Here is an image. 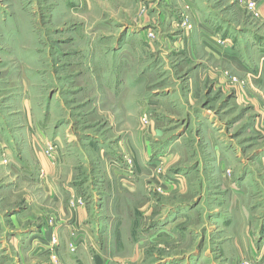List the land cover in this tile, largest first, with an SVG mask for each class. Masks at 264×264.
<instances>
[{
	"label": "rangeland",
	"instance_id": "obj_1",
	"mask_svg": "<svg viewBox=\"0 0 264 264\" xmlns=\"http://www.w3.org/2000/svg\"><path fill=\"white\" fill-rule=\"evenodd\" d=\"M90 1L89 5L86 0H78V3L77 0H0V117H9L11 127L14 124L16 130H21L24 114L20 97L25 96L26 103L33 106L36 118L48 116L49 127L53 130L55 125V130L61 129L54 137L31 132L34 152L44 154L55 164L59 162L63 148L75 152L83 144L90 146L89 173H84L83 167L79 166L85 165V161L76 159L73 163L75 185L80 193L71 197L70 205L75 208L86 205L96 222L98 218L102 224L110 223L111 228L116 229L110 236L98 237L100 245L106 247L104 255L133 264H190L205 253V264H229L216 250L218 243L215 242L231 234L225 224L212 221L211 212L217 207L215 198L227 196L228 181L243 180L241 177L246 176L247 170L251 171V159L264 147L261 128L254 127L259 116L248 108L256 95L251 92L255 89L251 82L253 77L240 72L244 68L242 61L236 62V72L231 71L227 63L209 65L219 70L237 95L242 97L246 93L248 99L242 101L238 96L212 90L205 81L198 82L196 76H192L200 61L198 49L194 46L195 50L187 52V36L195 28L189 12L180 13L181 26L173 27L172 31V25L165 17L153 16L154 5L170 8L176 0ZM212 1L224 9L226 20L229 18L241 29L248 28L249 18L253 16L241 0ZM153 20L155 27L149 28ZM124 26L144 28L145 34L142 39L135 38L129 50L124 51L135 60L123 69L130 76L117 77V69L110 63L89 62L85 55L115 54L116 36ZM169 34L175 36L179 44L171 42L164 47L168 60L155 63L151 49L157 47L156 40H168ZM95 63L113 69L115 77L105 78L104 86L100 83L101 78L92 71L93 68L97 70ZM127 78L133 88L119 92L110 90L112 83H122ZM220 81L217 79L218 83ZM162 88L174 90L178 100L169 102L167 109L159 108V117L152 125L154 110L148 106L153 90ZM120 101L124 105L122 110L115 104ZM203 109L207 115L215 114L217 122L213 123L211 119L208 123L207 116L199 117L197 113ZM138 115L139 124L136 123ZM150 128L153 134L149 133ZM132 129L152 140L150 168L143 171L138 168V160L142 157H138L130 143L120 140L116 148V139L119 136L125 139ZM178 138L181 141L177 142ZM214 138L220 145L218 150L226 154L222 157L226 168L231 160L234 165L240 163L234 171L232 168V172L227 168L225 175L218 173L216 167ZM99 141L115 147H111V155L104 146L99 148ZM49 145L53 149L57 146L56 159L48 156ZM15 149L19 150L18 145ZM4 153L0 147V165L9 161ZM234 153L236 157H232ZM240 165L247 167L239 174ZM39 177L44 180L43 169L39 171ZM87 179L88 184L85 183ZM117 180L121 185V182L127 183V187L122 188L123 193H119L122 197H115L114 202L120 205L102 204L97 195L102 197L104 192L113 189L116 192ZM131 185H135V193L131 191ZM45 198L38 186L31 185L0 194V213L3 214L0 264H69L62 244L67 245L69 252H76L79 246L88 243L89 239L80 244L84 238L75 234L62 241L54 216L55 201L49 198L47 208L51 218L47 221V231L44 226L43 234L40 231L30 237L34 239L31 244L35 248L24 252L21 244L27 246L29 239L23 241L18 236L13 237L15 240L10 238L15 244L10 243L6 236L13 228L9 220L15 210L24 206L41 208ZM36 214L38 216V212ZM27 215L30 218H25ZM31 215L25 213L17 217L19 231L34 224L39 228V220ZM106 215L108 218L104 222ZM114 215L120 220L117 226L111 220ZM132 245H139L140 252H134ZM202 249H205L203 254L197 253ZM138 255L140 259L137 260Z\"/></svg>",
	"mask_w": 264,
	"mask_h": 264
},
{
	"label": "crops",
	"instance_id": "obj_2",
	"mask_svg": "<svg viewBox=\"0 0 264 264\" xmlns=\"http://www.w3.org/2000/svg\"><path fill=\"white\" fill-rule=\"evenodd\" d=\"M87 1L90 5L91 1L86 0V2ZM257 2L261 12V18H249L251 20L249 21V26L244 29H241V26L239 25L236 26V24L232 23L229 18L226 20L225 15L223 14L224 9L222 7L219 8L215 6L212 0H176L171 4L170 8L166 7L165 9H162L157 8V6L154 5L152 12L153 16L161 15V19L164 17L166 18L167 22L172 25L170 26V31L173 30V27L181 26L183 18L180 13L183 11L186 13L189 12L190 22L195 28L193 33L189 32V36H187L189 44L187 52L198 49V53L200 55V61L197 64L198 69L194 70L192 76L195 75L198 82L205 81L206 83H209L212 90L217 89L222 93L227 92L228 95L235 96V98L238 96L240 101L244 99L247 100L248 96L245 92L242 97L237 95L235 91H233V89L225 82L223 75L219 74V70H215L213 67L209 66L215 62L217 64L219 62H223L227 63L228 66L231 67V71L233 70V72H236V62H243L242 65L244 68L243 70L240 69V72L243 71L245 75L248 74L253 77L251 82L255 89H252L253 91L251 92H255L256 94L251 100L252 102L249 103L248 108L252 111L251 113L255 112L256 116H259L257 119L258 123H255L256 125H254V127L258 125V127L261 128L259 129L262 132L260 135L264 139V0H257ZM73 3L76 4L75 2ZM229 8L230 6L228 9ZM167 12L168 15H165ZM152 27H155V22L153 25H149V28ZM145 28H147V26ZM144 34V28L138 26H124L123 30H121V32L116 36L118 43L116 44V48H114L116 51L115 54L108 55V53H86L85 57L89 62H100V60L104 62L107 61V65L110 63V66H114V68L117 69V77L130 76L129 74H125L123 69H125L124 66H129L130 63L133 64L135 60L129 57L128 53L124 51L126 49L129 50V46L135 38L142 39ZM168 36V40H156L155 42L158 44L157 47H153L154 49H151V51H153V61L155 63L161 59L166 61L168 60L166 56L168 55V52L164 49V47H168L171 42L173 45L174 43L175 45L179 44V42H177L178 39L175 36H171L170 34ZM95 64L98 65L96 66L97 70L93 68L92 71H94V75L101 78L100 83H102V86L106 85V82L103 81L105 78L115 77L111 67L106 68L101 67L100 63ZM217 79H221V81L218 83ZM140 85L141 83L138 87H140ZM130 87L133 88L131 82H129L127 78L126 80L123 79L122 83H112L110 85V90L113 91L117 89L116 92H119L124 89H129ZM3 90L4 89H2V91ZM232 91L234 93H232ZM9 95L11 96V94ZM152 95L153 98L152 101H150V106H148V108L153 107L154 110L152 111V118L154 120V122H152L153 125L159 117L160 112L158 109L162 107L167 109L166 105H168L169 102L172 103L177 101L178 97L175 98L176 93L174 90L171 91L166 88H162V90L154 89ZM20 100L23 104L24 114V125L21 130H16V126L14 124L11 127L9 117H0V147L3 148L4 152H6V154H4L7 160H9L0 165V179H3V181L0 182V194L12 191L16 192L19 187H23L24 185L27 187V185H31L38 186L46 198L43 201V207L41 208L36 209L33 206H24L23 208L15 210V215L11 216L9 220L12 222L13 228L10 230L11 233L6 236L8 237L10 243L15 244L12 243L11 239L18 236V238L23 241L29 239L30 243L27 246L21 244L24 252H28L30 249L33 250L35 248V246H32L33 244H31V240L33 238L30 239V237H34V235H36L37 232L40 233V231L41 234H43L42 227L44 226V229H47V221L51 218V213H48L47 208L49 198L55 201L54 216L57 223V231L59 232V236L62 237V241H66V238L73 234L84 238V241H81L80 244L89 239L88 243H83V246H77L78 250L76 252H69L67 245H65V243L62 244V248L67 251L66 257L69 259V264H133V262H126L116 256L104 255L106 247L102 246V244L100 245L98 237L110 236L112 232L116 230L111 228L110 223L102 224V221L99 222L98 218L96 222V220L91 217V211L88 207H86V205L77 206L76 208L71 207L70 205L71 197L73 195L78 196L77 194L80 193L78 185H75L76 181L74 179V172L76 168L73 163L76 159H78L79 162L82 160L85 161V165L79 166L83 167L84 173L87 172V167L91 168V161L89 159V152L91 151L90 146L87 143L83 144L80 148H77L75 152H72L70 149L69 151H65V148H63L62 154L59 158L60 160L56 164L48 160L44 154H36L33 149V136L31 132H40L43 133L40 135L45 134V136L54 137L57 136V132H61V129L57 128L56 131L54 125L52 130L49 127L50 119L48 116L36 118L33 115V106H31L30 103H26L25 96H21ZM115 104L119 109H124L122 101ZM8 107H10L9 104ZM197 114L199 117L202 116V118L207 116V118H209L208 123L211 122V119H213V123L217 122L214 119L216 115H207L205 109L199 110ZM136 123L139 124V115L137 116ZM149 133L153 134L152 128H150ZM155 133H157V131H155ZM33 135H35V133ZM145 136L146 135H143L138 131L135 132V130L132 129L131 135H126V137H124L125 139H122L123 137L120 136L116 139V148L117 146L119 147L120 140L121 142L125 140L130 143V147L133 151L135 149V151L138 152V157H142L141 160H138V168L142 171L146 168H150V166H148L150 164L149 158L152 156V149L150 146V141L152 140ZM93 140L96 142L97 139L94 137ZM176 141L179 142L181 140L178 138ZM176 141L175 143H177ZM214 141L216 142L215 138ZM175 143H173L172 146L175 145ZM15 145H18V151H16ZM103 146L105 149H108L107 152H109V154L111 150H113L112 148H115L114 146H107L105 142L103 143V141L102 143L99 141V148H104ZM217 146H220L218 142L214 144V156L218 159L216 165L218 173L225 175L227 168H231V172L233 168L234 171L240 163L234 165V161L231 160L228 162L230 167L228 166L226 168V165L223 163L224 159H222V157L226 154L224 151L221 152V150H218L219 148ZM164 151L166 152L167 150ZM231 155L232 157H234V155L236 157L235 153ZM166 156L167 155L165 154L164 158H166ZM251 162L253 163L249 165L251 166V171L247 170L246 176L241 177V179L244 178L243 180L228 181L227 196L216 197L215 204L217 207L212 208L211 212L213 216L212 221L214 223L221 222V224H225L231 234L225 236L223 240L215 242L218 243L216 250L224 256L225 261L229 264H239V262L240 264H264V261L262 260V258L264 259V147L256 152V155L251 159ZM244 167L247 166H241L237 173L240 174L243 169H245ZM42 169L45 174L43 181L39 179V171ZM94 171L98 174L97 169ZM85 183L88 184L89 179H87ZM121 183L122 185L117 180V186L114 185V187L117 188L116 192L115 189H113L111 192H104L100 195L102 197H98L97 195V198L101 200L100 202L102 204L111 203L112 205H120L118 202L114 201L115 197H122L119 193H123L122 188H125L127 184L125 182ZM134 186H132L131 190L133 193L136 192ZM20 199L23 201L25 197ZM26 201L29 203V200ZM37 212L38 216L36 214ZM25 213H29V215L32 213L31 216L39 220L40 224L38 227L40 229L34 224V226L23 228V231L21 229L22 232L19 231L20 226L18 224L19 220L17 217L21 216V214L24 215ZM1 215L3 214L0 213V226L1 223H3ZM25 218L30 217L28 216ZM107 218L108 216L106 215L104 222H106ZM108 220H110V218ZM111 220L116 226L120 223V220L115 215L111 217ZM94 237H96V239H94ZM132 247L134 252H140L139 245H132ZM204 250L205 249L198 250L197 253H204ZM139 257L140 256L138 255L137 260L140 259ZM206 259L207 258L204 253L203 255H198L194 261L190 262V264H205V261H207ZM187 263L188 262H186V264ZM35 264H39V262ZM212 264H215V262Z\"/></svg>",
	"mask_w": 264,
	"mask_h": 264
},
{
	"label": "built area",
	"instance_id": "obj_3",
	"mask_svg": "<svg viewBox=\"0 0 264 264\" xmlns=\"http://www.w3.org/2000/svg\"><path fill=\"white\" fill-rule=\"evenodd\" d=\"M241 1L246 5V8L248 9V11L250 13H252V16L253 17H255V18H261V12H260L259 5H258L257 0H241ZM49 146H48L49 147L48 148L49 150L47 152V154H49L48 156H51V157H53V158L56 159L57 154H58L57 146L55 145V148L54 149H53V146L52 145H49Z\"/></svg>",
	"mask_w": 264,
	"mask_h": 264
}]
</instances>
